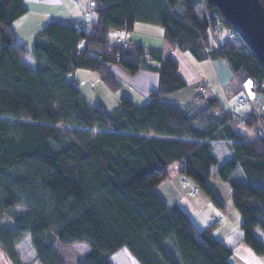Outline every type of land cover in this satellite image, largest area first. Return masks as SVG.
<instances>
[{
  "label": "trees",
  "instance_id": "obj_1",
  "mask_svg": "<svg viewBox=\"0 0 264 264\" xmlns=\"http://www.w3.org/2000/svg\"><path fill=\"white\" fill-rule=\"evenodd\" d=\"M90 2L86 24L50 21L28 49L13 28L26 12L23 1L0 0V254L5 262L22 264L15 246L29 237L38 264H60L52 248L55 236L64 244L90 246L78 264H114L111 257L122 248L137 264H232L229 239H218L215 225L199 229L158 195L172 164L220 205L207 183L217 166L241 216L236 238L264 256V141L238 131L241 120L251 128L256 116L230 111L206 92L183 107L164 101L185 87L176 61L161 50L115 43L109 31L131 32L136 23L160 26L169 48L198 61L222 58L240 85L252 80L255 98L264 92L260 63L245 46L229 41L210 46L211 25L201 0ZM28 55L32 69L24 62ZM112 63L131 75L157 64L158 85L145 105L124 97L112 110L91 105L67 79L70 72L87 70L116 91ZM215 142L225 143L231 154L220 165Z\"/></svg>",
  "mask_w": 264,
  "mask_h": 264
},
{
  "label": "crops",
  "instance_id": "obj_2",
  "mask_svg": "<svg viewBox=\"0 0 264 264\" xmlns=\"http://www.w3.org/2000/svg\"><path fill=\"white\" fill-rule=\"evenodd\" d=\"M22 1L26 8V12L14 21L13 28L18 41L28 49L32 48L34 35L42 30L50 21L83 22L84 13L89 2V0ZM111 38L114 40L112 35ZM120 38L124 43L132 42L139 44L145 49L161 50L163 54L165 53V56H171L176 61L178 73L184 81L185 87L164 96V101L183 107L197 95L195 88L199 85H204L207 94L216 96L226 106L230 103L233 107L232 110L237 114L255 115L258 113L259 115H264V92L257 93L253 107H234L236 99L241 96V93L248 94L252 91L253 82L252 80H248L240 85L233 77L224 59L206 58L198 61L188 52L169 48L163 40L162 28L157 25L136 23L131 32L120 34ZM208 40L211 47H216L225 41V39L223 41L221 38L213 37H208ZM150 64L151 69H140L132 76V81L134 82L135 77L140 72H151L156 74L157 71L155 68L157 64ZM98 80V77H96L95 82H99ZM82 83L81 81L80 85ZM154 83L156 89L158 78L157 80L155 79ZM132 96H140L139 91L137 90L136 94H132ZM132 96L126 95L125 97L133 102ZM144 99L146 101V98ZM238 131L240 134L250 139L245 129L239 128ZM213 152L218 161V165L231 157L230 151L225 143H213ZM216 170L217 166L210 169V176L207 183L220 205H216L192 180L184 177L179 172V165L177 164L169 166L168 176L158 187L157 193L167 206H177L188 214L199 229H203L209 225H215V236L223 242L229 239V247L233 252L231 259L232 264H264L263 255L255 254L244 242L236 238V230L241 222V216L233 206L230 185L217 177ZM217 221H220V223H216ZM255 233L259 237H262V233L259 229H255ZM123 252H125L129 258H132L127 250L123 249Z\"/></svg>",
  "mask_w": 264,
  "mask_h": 264
},
{
  "label": "rangeland",
  "instance_id": "obj_3",
  "mask_svg": "<svg viewBox=\"0 0 264 264\" xmlns=\"http://www.w3.org/2000/svg\"><path fill=\"white\" fill-rule=\"evenodd\" d=\"M214 38H221V40L223 41L225 39V41H229L241 49H244L245 46L236 34L233 37L232 36L229 37L227 32H225L222 34V36L220 35L219 37H214ZM24 62L30 69L33 68L32 58L30 55L26 57ZM109 69L112 72V74L115 76L119 84V88L116 89V91H112L108 89L100 80H98L99 82L96 83L95 79L98 76L95 72L77 69L73 72H70L67 78L68 80H76L75 82L77 84L79 91L85 97V99L89 104L95 105L96 103L99 102L108 110H112L113 108H115L118 105L120 98L123 97L126 98L125 97L126 95H131V96L132 94L135 95L137 90L139 91L140 96L131 97L134 103L131 100L130 101L133 104L137 106H143L149 101L150 99L149 91L155 90L154 81L155 79L157 80L158 78L157 73L155 74L151 72H140L135 77V80L133 82L132 81L133 75H131L121 64L112 63L109 65ZM81 81L83 83L80 85ZM254 87H257L256 84H253V88ZM252 93L253 91H250V93L248 94L241 93V96L237 97L234 107H238V108H245L247 106L253 107V103L256 98L255 96H253ZM144 98H146V101ZM242 100L243 103H241ZM227 105H228L227 107H231V109H233L230 103H228ZM231 109L229 110L232 111ZM255 115L260 117L262 116L259 115L258 113ZM234 116H236V114ZM260 119L264 120L263 117ZM256 124L258 125V123ZM244 127L245 126L241 120L239 122V128L245 129L250 139H254L252 137V133H250L246 129V127L245 128ZM7 213L11 214L10 211H7ZM5 218L7 220L9 219L6 215L4 216V219ZM216 223H220V221H217ZM52 248L55 251L57 258L59 259L60 264H78L81 260L85 258L86 254L90 250V246L86 242H74V243L64 244L61 243L59 240H57L55 236L52 238ZM123 249L124 248H122L112 256V260L114 261V263L137 264L133 258H129L128 255H126V253L123 252ZM15 253L22 264H38L34 250L30 244L29 237L24 238L21 242H19L15 246ZM0 264H7L1 254H0Z\"/></svg>",
  "mask_w": 264,
  "mask_h": 264
},
{
  "label": "water",
  "instance_id": "obj_4",
  "mask_svg": "<svg viewBox=\"0 0 264 264\" xmlns=\"http://www.w3.org/2000/svg\"><path fill=\"white\" fill-rule=\"evenodd\" d=\"M264 70V0H207Z\"/></svg>",
  "mask_w": 264,
  "mask_h": 264
},
{
  "label": "built area",
  "instance_id": "obj_5",
  "mask_svg": "<svg viewBox=\"0 0 264 264\" xmlns=\"http://www.w3.org/2000/svg\"><path fill=\"white\" fill-rule=\"evenodd\" d=\"M207 0H201V5H202V8H203V12L207 18V20L209 21L210 25H211V35L213 37H219L221 35V33L223 31L227 32L228 36L229 37H233L234 36V33L226 27V25L224 24V21L221 19L222 15L221 13L219 12L218 9H216L215 7L213 8H210L208 7L207 3H206ZM91 8H92V3L88 2V7L87 9L85 10V13H84V21H83V24H86L87 21L90 19L91 17ZM110 35H112L114 37V42L115 43H118V44H125L123 42V40L120 38V34H126L128 32H126L125 30H118V29H110ZM264 85V84H262ZM206 91V88L204 85H200V86H197L196 87V92L197 94L198 93H204ZM253 96H255V92L252 93ZM241 103H243V100L241 101ZM229 109H231V107H228ZM256 116V115H255ZM236 118V116H234ZM257 118V124H255L253 127L251 128H248L246 127V129L252 133V137L254 138L253 140H257L259 141L260 143L264 141V120L263 119H260L261 117L260 116H256Z\"/></svg>",
  "mask_w": 264,
  "mask_h": 264
}]
</instances>
